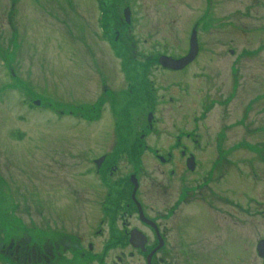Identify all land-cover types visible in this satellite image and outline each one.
<instances>
[{"label":"rangeland","instance_id":"1","mask_svg":"<svg viewBox=\"0 0 264 264\" xmlns=\"http://www.w3.org/2000/svg\"><path fill=\"white\" fill-rule=\"evenodd\" d=\"M193 28L196 62L162 69L159 57L187 55ZM140 82L179 90L171 103L156 101L149 146L176 134L192 147L186 135L195 131L200 145L228 148V216L209 245L264 239V0H0V264H22L29 239L43 243L60 226L57 185L68 183L70 195L79 180L96 184L92 154L120 151L129 131L147 125L154 103L129 92ZM92 108L100 115L84 114ZM119 162L113 177L148 184L169 170L151 152H122Z\"/></svg>","mask_w":264,"mask_h":264},{"label":"flooded vegetation","instance_id":"2","mask_svg":"<svg viewBox=\"0 0 264 264\" xmlns=\"http://www.w3.org/2000/svg\"><path fill=\"white\" fill-rule=\"evenodd\" d=\"M139 84V88L131 86L129 92L140 95L144 102L154 103L146 117L148 126L129 131L125 147L120 151H111L110 156L106 152L92 154L95 156L90 157V163L95 167L96 184L93 180H79L72 185L70 195L68 183L57 185L55 193L49 189L50 194L63 200L60 226H54L43 243L29 239L27 257L17 260L22 264H264L263 251L258 245L263 239L256 245H209L208 242L213 226L228 216V161L223 157L228 148L200 145L195 131L186 135L192 147L180 145L176 134L173 144L168 142L160 148L149 146L152 121H157L156 101L168 98L171 103L174 91L177 95L179 90L172 85L165 93L156 91L152 84L151 88L148 82ZM91 110L84 114L100 115L97 108ZM93 137L95 143L103 144L98 135ZM108 138L102 148L112 143V136ZM122 152L153 153L160 166L169 167L161 173L166 177L148 179L149 184L135 175L113 177L120 167ZM80 153L82 158L86 157L83 151ZM195 174L198 177H190ZM106 175L113 180L110 185L114 189L105 187ZM112 193L116 195L113 200ZM243 198L240 192V199L235 201L241 213H245ZM48 212L52 213L53 209ZM107 223L110 229L104 228ZM118 225L119 230L115 229ZM116 232L117 236H108Z\"/></svg>","mask_w":264,"mask_h":264},{"label":"water","instance_id":"3","mask_svg":"<svg viewBox=\"0 0 264 264\" xmlns=\"http://www.w3.org/2000/svg\"><path fill=\"white\" fill-rule=\"evenodd\" d=\"M123 17H124L125 23L129 24L130 23L129 9L124 10ZM197 53H198V44H197V38H196V30L193 29L191 33L190 41H189V52L187 56L179 60H174L166 56H161L159 58L158 63L164 69H168L171 71H180L184 69L186 66H188L191 62H193V60L197 56ZM34 105L38 106L39 103L35 102ZM258 245H261L260 249L263 251L262 256H264V240L260 241Z\"/></svg>","mask_w":264,"mask_h":264}]
</instances>
